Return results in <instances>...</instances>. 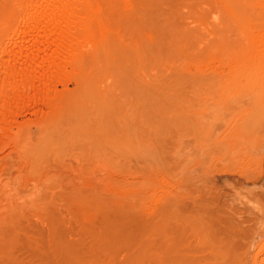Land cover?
Masks as SVG:
<instances>
[{"label": "rangeland", "instance_id": "obj_1", "mask_svg": "<svg viewBox=\"0 0 264 264\" xmlns=\"http://www.w3.org/2000/svg\"><path fill=\"white\" fill-rule=\"evenodd\" d=\"M22 1L0 0L1 263L115 264L124 255L98 251L88 216L129 210L155 232L152 258L179 247L190 264H221L199 231L210 222L264 264V0H240L235 17L218 0H86L109 37L82 41L74 22L63 70L11 92L27 87L8 77Z\"/></svg>", "mask_w": 264, "mask_h": 264}, {"label": "bare ground", "instance_id": "obj_2", "mask_svg": "<svg viewBox=\"0 0 264 264\" xmlns=\"http://www.w3.org/2000/svg\"><path fill=\"white\" fill-rule=\"evenodd\" d=\"M81 1V3L83 4V2L86 4L88 1H84V0H26V3L25 5H23L22 3V8L24 7L25 8V11H24V8L22 9L24 12H25V16H24V12L21 16H24L23 20H21L22 18H19L22 22L20 24L21 26V31L16 33L18 38H17V41L14 43H12L11 46H14V47H17V51H12L10 50V53L11 54V57L13 58V64L16 63L18 64V66H12V68L10 70H8V77L11 79L13 78H18L20 79L21 81L24 80L23 82H27V87L23 86L25 84H21V85H17V84H8L11 92H19L20 90L24 89V88H27L29 90H35V86L34 85H31L32 81L28 83L29 80L33 79V75L39 71V72H42L43 73V76H48L53 70H63V67L62 68H59L63 65L59 64L61 62H63L64 60H66L68 57H72L74 55V53H76V48H74V44H75V40H74V37L71 38L70 36V30L72 29L71 28V25L75 22L77 23L78 25L82 26L84 32L82 35L83 38H81L82 41H84V38L86 39L87 42H92L93 44V41L96 42L98 41L97 39L100 38L102 39L103 37L105 38L106 35V31L109 29H107V25L105 26V24H103V18L101 16V18H98L99 16L95 15V10H91L92 7H85L83 4V6H81L79 4V2ZM231 14L233 17H235V12L234 10L236 8H238L240 5H242V3L240 2V0H218ZM243 1V0H242ZM20 3V2H19ZM21 4V3H20ZM78 5V6H77ZM97 5V4H96ZM21 6V5H19ZM79 6H81L80 8L82 7H85V8H82V9H85V10L82 12L81 9L78 10ZM95 6V5H94ZM93 6V7H94ZM88 10H87V9ZM91 8V9H90ZM21 9V7H20ZM95 9V7H94ZM81 10V11H80ZM97 10V9H96ZM95 11V12H94ZM99 12V11H98ZM22 13V12H20ZM97 13V12H96ZM101 14V13H100ZM99 14V15H100ZM18 19V20H19ZM103 21H101V20ZM94 20V25H96L95 23H97L98 25L97 26H92L91 24V21L93 22ZM95 20H97V22H95ZM106 20V19H105ZM110 21V20H109ZM17 22V21H16ZM107 22V21H106ZM108 23V22H107ZM19 24V23H18ZM76 25V24H75ZM74 25V26H75ZM110 26V25H109ZM8 28V31L10 30L11 32V29L10 27H7ZM108 28H111V27H108ZM77 29V28H76ZM81 29V30H82ZM107 29V30H106ZM78 30V29H77ZM80 30V29H79ZM78 30V31H79ZM7 30L5 32H8ZM72 31V30H71ZM4 32V33H5ZM81 32V31H80ZM258 33L255 34L256 37H254L255 39L256 38H259L257 39L256 41L258 42L259 40V43L257 44V48H258V45L259 47L261 45H264V41L262 42V40H264V31H257ZM12 33V32H11ZM78 33V32H76ZM13 34V33H12ZM7 36V34H5ZM72 35V34H71ZM73 35L76 36V34L74 33ZM109 35V34H108ZM107 35V36H108ZM5 36V37H6ZM78 36V35H77ZM254 36V35H253ZM8 37V36H7ZM109 37V36H108ZM106 37V39L108 38ZM79 37H77V40H78ZM76 39V38H75ZM89 40V41H88ZM104 40V39H103ZM12 41V40H11ZM96 42L94 43L96 45ZM16 43H19L21 45H17ZM24 44H28V46H23ZM84 44V43H83ZM89 44V43H88ZM98 44V43H97ZM104 46V45H103ZM19 47V48H18ZM95 47V46H93ZM264 46H261L262 50L263 51V48ZM12 48V47H11ZM103 48V47H102ZM260 48V49H261ZM14 49V48H13ZM259 49V48H258ZM15 50V49H14ZM79 50V49H78ZM106 50V49H104ZM111 50V49H110ZM141 51V50H140ZM107 52V51H106ZM73 54V55H72ZM13 55V56H12ZM70 57V58H71ZM109 57V56H108ZM69 61V60H68ZM96 65V64H95ZM92 67V65H91ZM93 68V67H92ZM80 72V71H79ZM7 73V72H6ZM28 80V81H26ZM44 87V89H46L45 91L47 92L48 89L52 86L51 83H44L42 85ZM36 99V98H35ZM52 113V112H51ZM63 118V117H62ZM52 136V134H51ZM48 158V157H47ZM49 162V161H48ZM63 178V177H62ZM61 180V178L59 179ZM58 180V181H59ZM51 183V182H50ZM64 183V182H62ZM55 184V183H54ZM59 184V183H58ZM46 186V185H44ZM55 186V185H54ZM62 186V185H61ZM60 187V186H58ZM57 187V188H58ZM48 188V187H47ZM50 188V187H49ZM52 188V187H51ZM50 188V189H51ZM45 189V187H44ZM56 189V188H54ZM63 190V189H62ZM46 192V191H45ZM44 193V192H43ZM60 195V194H59ZM49 196V195H48ZM46 197V196H45ZM44 197V198H45ZM3 198V196H2ZM161 198V197H160ZM43 199V198H41ZM46 199V198H45ZM169 199V198H167ZM47 200V199H46ZM45 200V201H46ZM2 201V200H1ZM59 201H62V200H59ZM166 202V201H165ZM35 203V202H34ZM64 203V202H63ZM177 203V202H176ZM175 203V204H176ZM12 204V203H11ZM36 204V203H35ZM172 204L171 201L167 204ZM51 205V204H50ZM66 205V204H65ZM9 206V205H8ZM56 206V205H55ZM161 206V205H160ZM158 207L159 209L164 206L162 205L161 207ZM178 206V205H177ZM18 207V206H16ZM21 207V206H20ZM38 207V205H37ZM46 207V206H45ZM48 207V206H47ZM64 207V206H63ZM66 207V206H65ZM166 207V206H165ZM9 208V207H8ZM13 208V207H12ZM29 208V207H28ZM51 209V208H50ZM66 209V208H65ZM170 209V208H169ZM34 210V209H33ZM180 210V209H179ZM184 210V209H183ZM56 211V210H55ZM171 211V210H170ZM176 211V210H175ZM19 212V211H18ZM83 212V211H82ZM85 212V211H84ZM131 211L129 210H121V211H108L106 212V214H102L103 217L101 216H97V215H94L92 214L91 216H87L90 217L89 220L92 219V221L94 223H96V225H100V227H98L95 231V238L93 239L95 242L96 241V238L98 239V243L96 244V246H99L97 247L96 249L99 248L98 251H101V253H103V250L110 255L111 259L114 260L116 259L117 256H119V254H123V259L120 260H114L112 261L115 262V264H190L191 262H193V260L189 259V255L187 256L188 257V261L185 257V252L186 250H189V249H186L185 251L183 250V253H181V251H179L178 249H180L179 247L178 248H174L170 251L167 250V248L165 249V251L167 250V257L164 258H159V255L161 254H158V259H155L156 257L154 256V258H152L151 256V252L149 253L148 251L151 249L150 248V245H151V241L146 240V238L150 237L149 236V233H153L152 231L149 232L148 230H150L148 227L144 226L145 229L143 226H140L139 227V224L138 221L136 223L135 220H137L136 216H135V227H134V223L132 221V216L130 217ZM140 212V211H139ZM143 212V211H141ZM156 212V211H155ZM168 212V211H167ZM172 212V211H171ZM177 212V211H176ZM22 213V212H21ZM31 213H34V212H31ZM55 213V212H54ZM86 213V212H85ZM90 213V212H88ZM163 213V211H162ZM173 213V212H172ZM25 214V212H24ZM36 214V213H35ZM79 214V213H78ZM143 214V213H142ZM159 214H160V211H159ZM164 212V216H166ZM171 214V213H170ZM177 214V213H176ZM175 214V215H176ZM37 215V214H36ZM56 215V214H55ZM53 216V217H56V216ZM77 215V214H76ZM90 215V214H89ZM136 215V213H135ZM139 215V214H138ZM147 215V214H146ZM153 215V214H152ZM169 215V214H168ZM172 215V214H171ZM174 215V214H173ZM8 216V215H7ZM20 216V215H19ZM18 216V217H19ZM26 216V215H25ZM31 216V215H30ZM39 216V215H38ZM58 216V215H57ZM140 216H141V213L139 215V220H140ZM161 216V215H159ZM15 217V216H14ZM17 217V215H16ZM84 217V216H83ZM92 217V218H91ZM145 217V216H144ZM147 217V216H146ZM9 218V217H8ZM7 218V219H8ZM58 218V217H57ZM79 219L81 217H78ZM77 218V219H78ZM155 218V217H154ZM153 218V219H154ZM169 218V217H168ZM193 218V217H192ZM16 219V218H15ZM157 219V218H155ZM170 219V218H169ZM173 219V218H172ZM196 219V218H195ZM14 220V219H13ZM26 220V219H25ZM39 220V219H38ZM48 220V219H47ZM60 220V219H59ZM177 220V219H176ZM194 220V219H193ZM198 220V219H197ZM16 221V220H15ZM22 221V220H21ZM50 221H53V218L50 220ZM81 221V220H80ZM79 221V222H80ZM87 221V220H86ZM91 221V223H92ZM141 221V220H140ZM142 221H144L142 219ZM165 221V220H164ZM162 221V222H164ZM171 221V220H170ZM3 222V221H2ZM58 222V221H57ZM85 222V221H84ZM146 222V221H145ZM149 222V221H148ZM154 222V221H153ZM156 222V221H155ZM167 222V221H166ZM165 222V223H166ZM1 223V221H0ZM56 223V221H55ZM54 223V224H55ZM143 223V222H141ZM152 223V222H149V224ZM171 223V222H169ZM196 223V222H195ZM210 223V222H209ZM208 225L210 227H202L201 224H200V232L201 234L205 235V239H207L206 237L209 235V238H210V241L212 242V245H214L215 247V250H213L214 252V259H217L219 260L221 264H246V258L248 257V254L246 253V251L244 250L243 251V248H238L236 245L234 246V244H229L231 242L227 241L226 240V231L224 230L225 227H222L224 224L222 223V226L220 225H215L214 226H211L213 224H209ZM4 224V223H3ZM147 223H145L146 225ZM160 224V222L158 223ZM156 224L155 226L157 227ZM164 224V223H163ZM198 223H196L197 225ZM204 224V223H203ZM207 224V223H206ZM205 224V226H206ZM56 225V224H55ZM93 225V224H92ZM91 225V226H92ZM95 225V224H94ZM93 225V226H94ZM133 225V226H132ZM141 225V224H140ZM162 225V224H160ZM171 225L173 226L174 224L171 223ZM231 225V224H229ZM233 225V224H232ZM15 226V225H14ZM57 226V225H56ZM89 226V225H88ZM137 226V227H136ZM151 226H153L151 224ZM169 226V225H168ZM167 226V227H168ZM204 226V225H203ZM5 227V226H4ZM3 227V230L2 232H6V229ZM10 227V226H9ZM150 227V226H149ZM166 227V226H165ZM176 227V226H175ZM12 228H13V225H12ZM60 228V227H59ZM87 228V227H86ZM163 228V227H161ZM171 228V227H170ZM177 228V227H176ZM175 228V229H176ZM224 228V229H222ZM41 229V228H40ZM57 229V228H56ZM88 229V228H87ZM87 229H84L85 231ZM227 229V228H226ZM8 230V229H7ZM34 230V229H33ZM90 230V229H89ZM92 230V229H91ZM157 231L159 230V232L162 231V229H156ZM51 231V230H50ZM54 231V230H53ZM51 231V232H53ZM155 231V230H153ZM164 231V230H163ZM171 231V230H170ZM89 232V231H88ZM87 232V233H88ZM92 232V231H91ZM149 232V233H148ZM9 233V232H8ZM43 233V232H42ZM48 233V232H47ZM55 233V231H54ZM61 233V231H60ZM155 233V232H154ZM153 233V234H154ZM158 233V232H157ZM165 233V232H164ZM163 233V234H164ZM4 234V233H2ZM1 234V235H2ZM39 234V233H38ZM86 234V233H85ZM89 234V233H88ZM159 234L158 233V236L159 237ZM176 234V233H175ZM60 235V234H59ZM63 235V234H62ZM94 235V233H93ZM148 235V236H147ZM157 235V234H156ZM213 235V238L211 239ZM6 235H4L5 237ZM55 236V234L53 235ZM89 236V235H87ZM147 236V237H145ZM162 236V235H161ZM160 236V237H161ZM9 237V235H8ZM61 237V236H60ZM64 237V235H63ZM170 237V236H169ZM226 237V238H225ZM3 238V236H2ZM13 238V237H12ZM93 238V236H92ZM145 238V239H144ZM6 239V238H5ZM4 239V240H5ZM144 239V240H143ZM153 239V237H152ZM157 239V238H156ZM169 239V238H168ZM57 241H55L56 243L55 244H59L58 245V248H60V252L62 253V256L64 257L65 255H63V252L64 254H66L67 256V259L71 260L70 258L72 257L71 254H68L70 252V249H67L71 246H73L72 244L69 246V247H66V244H64L65 242H63V240L61 241L60 239H56ZM66 240V239H65ZM155 240V239H154ZM163 241H165L164 239H162ZM167 240V238H166ZM176 240V239H175ZM227 241V242H226ZM5 242V241H4ZM9 242V241H8ZM63 242V243H62ZM229 242V243H228ZM150 243V244H149ZM77 244V243H76ZM155 244V243H154ZM161 244V243H160ZM159 244V245H160ZM164 244V243H163ZM173 244V243H172ZM175 244V243H174ZM29 245V244H28ZM168 245V244H167ZM13 246V245H12ZM55 246V245H54ZM162 246V245H161ZM51 247V246H50ZM57 247V246H56ZM55 247V248H56ZM78 247V246H77ZM76 247V248H77ZM88 247V246H87ZM93 247V246H92ZM170 247V246H169ZM176 247V246H175ZM95 248V247H94ZM150 248V249H149ZM153 248V247H152ZM183 248V247H182ZM186 248V247H184ZM90 249V247H89ZM101 249V250H100ZM103 249V250H102ZM157 249V247H156ZM246 249V248H244ZM30 250V249H29ZM59 250V249H58ZM69 250V251H68ZM73 250V249H72ZM75 250V249H74ZM162 250V249H161ZM248 250V249H247ZM50 251V250H49ZM57 251V250H56ZM82 251V250H81ZM80 251V252H81ZM97 253H100L98 252ZM165 251H164V255L165 254ZM4 252V250H3ZM47 252V251H45ZM67 252V253H66ZM76 252V250H75ZM88 252V251H87ZM95 252V251H94ZM154 252V251H153ZM188 252V251H187ZM186 252V254H187ZM212 252V251H211ZM6 253V252H4ZM41 253V252H40ZM48 253V252H47ZM60 253V255H61ZM78 253V252H77ZM76 253V254H77ZM96 253V252H95ZM75 253H73L74 255ZM86 254V253H85ZM89 255V253H87ZM86 254V255H87ZM106 254V255H107ZM190 254V253H189ZM9 255V254H8ZM43 255V254H42ZM69 255V257H68ZM83 255V254H82ZM104 257H105V254H103ZM108 255V256H109ZM162 254V256H164ZM212 255V254H211ZM6 256V255H5ZM52 256V255H51ZM56 256V255H55ZM71 256V257H70ZM75 256V255H74ZM73 256V257H74ZM100 256V255H99ZM122 256V255H121ZM57 257V256H56ZM72 257V259H73ZM77 257V256H76ZM75 257V258H76ZM83 257V256H82ZM192 257V255H191ZM212 257V256H210ZM209 257V258H210ZM4 260L6 257H3ZM60 258V257H58ZM57 258V259H58ZM99 258V257H98ZM118 258V257H117ZM193 258V257H192ZM255 258V257H254ZM48 259V258H47ZM65 259V260H67ZM85 259V258H84ZM89 259V258H88ZM9 260V259H8ZM77 260H79L77 258ZM77 260H74L75 263H72V264H77ZM104 260V259H102ZM110 260V259H109ZM189 260H191V262H189ZM216 260V261H217ZM3 261V259H2ZM6 261V260H5ZM12 261V260H11ZM60 261V260H59ZM196 261V260H195ZM198 261V260H197ZM42 262V261H41ZM52 262V261H51ZM66 262V261H65ZM70 262V261H69ZM79 262V261H78ZM215 262V261H214ZM1 263V261H0ZM4 263V261H3ZM6 263V262H5ZM62 263V262H61ZM70 263V264H71ZM97 263V262H96ZM103 263V261H102ZM107 263V262H106ZM198 263V262H197ZM218 263V262H217ZM2 264V263H1ZM9 264V263H8ZM68 264V263H67ZM84 264V263H83ZM110 264V263H109ZM114 264V263H113ZM203 264V263H202ZM205 264V262H204ZM254 264V262L252 263Z\"/></svg>", "mask_w": 264, "mask_h": 264}]
</instances>
